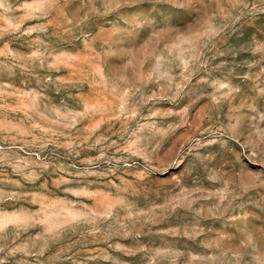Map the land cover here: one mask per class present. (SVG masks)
<instances>
[{
  "label": "rangeland",
  "instance_id": "1",
  "mask_svg": "<svg viewBox=\"0 0 264 264\" xmlns=\"http://www.w3.org/2000/svg\"><path fill=\"white\" fill-rule=\"evenodd\" d=\"M0 264H264V0H0Z\"/></svg>",
  "mask_w": 264,
  "mask_h": 264
}]
</instances>
